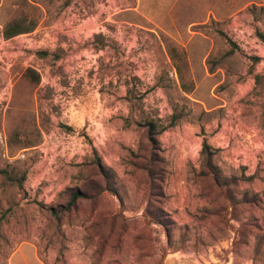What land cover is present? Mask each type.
Instances as JSON below:
<instances>
[{
    "label": "rangeland",
    "instance_id": "rangeland-1",
    "mask_svg": "<svg viewBox=\"0 0 264 264\" xmlns=\"http://www.w3.org/2000/svg\"><path fill=\"white\" fill-rule=\"evenodd\" d=\"M17 20L36 27L6 39ZM204 140L234 209L195 181ZM120 200L151 221L208 214L190 249L264 264V0H0V264H157L186 245L127 224Z\"/></svg>",
    "mask_w": 264,
    "mask_h": 264
},
{
    "label": "trees",
    "instance_id": "trees-1",
    "mask_svg": "<svg viewBox=\"0 0 264 264\" xmlns=\"http://www.w3.org/2000/svg\"><path fill=\"white\" fill-rule=\"evenodd\" d=\"M24 23H25L24 20L23 21L17 20L16 22H13L12 24L6 26L4 29V37L6 39H10V38H13L15 36L34 31L36 24L24 26L25 25ZM173 59L175 60V58H173ZM31 73L34 74L35 72H31ZM176 123H177V120L175 119V116H173L172 121L170 123V126L163 127L161 129V131L156 130L157 125L154 124L153 122L148 123L147 127H148L150 139H155V141H156L155 137L160 136V134L163 131H165L168 127H173L174 125H176ZM210 150H211L210 145L208 144L207 140H204L202 143V151H201V157H203V160L205 161V163L203 165L204 169L200 170L198 177L195 178V181H197V183H200V184H203L204 182L205 183L206 182L212 183L216 187V189L219 191V193H221V194H219L220 195L219 197L222 198V200L224 199L223 200V204L225 205L224 207L227 206V208L229 207L230 209H234L237 207V205H240V204L235 203V202H231L230 197L227 194V190L229 188H227L226 186L228 183L226 180H223L221 173H220L221 171L218 169V167L216 165L213 164V160H212V156H211L212 154H211ZM156 161L157 160L152 158L151 162H153V163L150 166H145V168L143 169V171L147 175L146 177L148 178L147 181H148L149 186L155 185V184H153L154 181L156 179H158V180L160 179V178L155 179V177L153 178V174L151 173V171H154V165H155ZM97 166H98L100 174L102 175V179L105 180V182H106L103 189L111 190V192H114V189L112 190V188H115L116 189L115 194L119 195V189L117 186L118 183L116 181L117 180L116 176L105 168V166L101 162V160H99V163ZM158 180H156V182ZM110 183L113 184L112 187H109ZM233 183L235 184V182H232V184ZM103 189L100 190V188H98V190H99L98 193L94 194V195H98V194L100 195V193L102 192ZM85 197H87V195L85 193L77 191L76 193H74L72 195L71 200L69 201V203L67 205V209L70 210L71 208L77 206V204L79 202L78 199L85 198ZM201 197L203 199H206V200L211 199L210 198L211 195H209L206 192H203V190L201 191ZM204 217L209 218L208 214H206V216L204 215ZM217 218H218V221L220 223L224 222V218H221V217H217ZM111 220L113 221V219H111ZM152 221L163 223L166 227L169 226L171 223L169 220H167V218H164L163 215L162 216L157 215L156 218L152 217ZM112 233H113V227L111 226L110 229H108V233L106 236V238H108L107 241H109ZM120 234L122 235L123 231H121ZM242 235H244V234L242 233ZM0 236H1V226H0ZM102 240L103 239H101V241Z\"/></svg>",
    "mask_w": 264,
    "mask_h": 264
},
{
    "label": "crops",
    "instance_id": "crops-1",
    "mask_svg": "<svg viewBox=\"0 0 264 264\" xmlns=\"http://www.w3.org/2000/svg\"><path fill=\"white\" fill-rule=\"evenodd\" d=\"M200 201H201V207L204 209V207L207 206L205 202L206 200L202 198ZM116 207L118 208L121 207L120 209H123V214L127 215L125 216V219L127 220L126 222L127 224L129 223L132 224L134 221H139L142 225L150 224L154 226L156 229V235L158 239L159 238L164 239L166 233L169 234L170 231L172 232L171 234L173 235V237H174V233H178L179 231L180 233L187 235L185 246L173 247L172 249H168L167 253L159 251L156 254L157 264H216L218 261H220V263L222 264H245L244 259L235 256L233 252H231V254L227 256L225 261H223L220 259L217 260V258L213 256L212 253L213 249L210 246H208L206 249L203 250L190 249L189 245L192 243L191 240H193L194 238V228H196L198 225H205L206 229L209 228L208 231L206 232V235H211V232L214 233V230L211 229L212 222L209 218L201 217L197 215H193L192 217L190 216L185 217L183 215V212H181L184 210L183 204H181V206L176 207L180 211L179 213L180 216H172L170 221L171 223L167 227L163 223L154 222L151 221V218H147L144 214L145 210L141 207H140L141 209L137 210L135 213L130 212L128 210L125 211L126 208L122 200L118 202ZM177 225L179 227H177ZM218 232L219 231H215V233ZM139 233L140 231L137 230V233L134 235L132 230L133 236H136Z\"/></svg>",
    "mask_w": 264,
    "mask_h": 264
}]
</instances>
